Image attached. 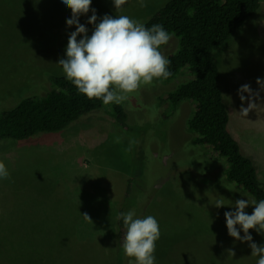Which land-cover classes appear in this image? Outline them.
Wrapping results in <instances>:
<instances>
[{"label": "rangeland", "instance_id": "374dc122", "mask_svg": "<svg viewBox=\"0 0 264 264\" xmlns=\"http://www.w3.org/2000/svg\"><path fill=\"white\" fill-rule=\"evenodd\" d=\"M169 1L145 0L140 7L137 0H125L120 14L145 24ZM91 7L99 18L116 15L111 0H92ZM70 17L71 10H65L59 0H0V111L48 90V74L64 76L56 63L65 58L69 33L75 30L66 25ZM87 19L81 17L80 23L90 34ZM176 40L162 51L166 57L177 52ZM215 56L230 115L229 132L243 154L256 162L264 182V92L251 99L257 106L243 116L237 95L244 84L258 92L256 80L264 78V0L239 37H231ZM186 80L185 75L170 83L157 80L130 94L122 102L128 132L105 106L85 114L65 131L17 144L7 152L1 149L0 163L9 177L0 180V221L10 217L13 223L8 233H0V247H51L60 263L112 264L101 247H114L116 210L128 195L129 210L141 217L153 215L159 222L156 264H231V258L237 257L232 250L239 247L241 264H254L248 244L228 235L224 212L233 209L212 205L218 197L229 205L239 198L221 187L206 195L210 175L203 172L213 165L197 153L214 157L209 148L192 143L196 136L187 123L194 109L185 102L173 113L163 103L168 92ZM225 167L219 161L216 171ZM243 195L240 199H253ZM246 212L251 214L252 206ZM69 230L82 232L81 240L91 241V246L73 249L71 244H58L57 238ZM250 233L258 246L264 244V236L255 230ZM50 255L38 264H45ZM2 259L7 260L0 254Z\"/></svg>", "mask_w": 264, "mask_h": 264}, {"label": "trees", "instance_id": "16d2710c", "mask_svg": "<svg viewBox=\"0 0 264 264\" xmlns=\"http://www.w3.org/2000/svg\"><path fill=\"white\" fill-rule=\"evenodd\" d=\"M260 8L261 0H170L145 23L147 27L162 24L172 34V39H177V52L167 57L170 60V75L162 80L166 83L175 82L177 78L185 75L187 82L168 92L163 103L171 106L173 113L185 102H189L194 109L187 123L188 131L196 136L192 143L197 147L209 148L214 157L207 159V155L197 153L213 165L203 172L210 175L206 185L210 191H206V195L221 187L239 199L243 194L257 201L264 199V182L259 178L256 162L243 154L240 143L229 132L230 115L221 85L222 74L215 56L216 51L231 37H239L240 31ZM46 79L48 90L43 89L42 94L27 97L15 107L0 111V150L7 152L17 144L32 143L43 135L65 131L85 114L105 106L111 108L116 124L123 131L130 130L128 114L122 103L103 105L100 100H88L79 95L64 76L48 74ZM10 142L14 144L11 145ZM219 161L226 164L220 173L216 171ZM128 198L127 195L116 210L117 232L114 247H101L105 248L106 252H101L109 256L108 262L112 264H127V258L118 254L119 250L122 251L118 243L125 231L119 217L122 212L129 211ZM12 223L10 217L6 221H0V233H8ZM82 236V232L72 233L69 230L57 240L58 244H71L73 249L91 246V242L84 243L81 240ZM114 242L106 243L111 245ZM50 248L40 247L39 250L37 247H0V254L7 259L0 260V264H32L34 261L38 264L50 254L51 258L44 260L45 264H65V261L60 263L54 257L55 252ZM239 249L240 247L232 250L237 253V257L231 258V264H241L244 260L239 256ZM73 254L77 258L79 255L86 257L83 253ZM11 256L17 261H9ZM253 263L255 264V260Z\"/></svg>", "mask_w": 264, "mask_h": 264}, {"label": "clouds", "instance_id": "9594fccd", "mask_svg": "<svg viewBox=\"0 0 264 264\" xmlns=\"http://www.w3.org/2000/svg\"><path fill=\"white\" fill-rule=\"evenodd\" d=\"M111 2L116 15L99 18L91 7L92 0H59L65 10H71L66 25L75 30L69 33L65 58L56 64L79 95L88 100H100L103 105H119L142 85L170 75V60L162 49L169 44L172 34L162 24L147 27L139 20L120 14L125 0ZM137 3L140 7L145 6V0H137ZM81 17H88L86 24L92 25L90 34L89 28L80 23ZM256 83L259 88L256 93L249 84L238 89L242 116L257 106L251 99L254 96L258 99L264 92V78H257ZM245 102L247 108L243 107ZM8 177L7 167L0 163V180ZM212 205L216 209L226 206L233 209L224 212L228 235L235 241L247 243L255 264H264V244L258 246L250 233L255 230L264 236V199H237L229 205L218 197ZM250 206L251 214L246 212ZM83 216L89 219L87 215ZM119 218L125 231L118 247L127 258V264H156V244L160 239L158 220L153 215L138 216L134 209L122 212Z\"/></svg>", "mask_w": 264, "mask_h": 264}, {"label": "crops", "instance_id": "0c3cea01", "mask_svg": "<svg viewBox=\"0 0 264 264\" xmlns=\"http://www.w3.org/2000/svg\"><path fill=\"white\" fill-rule=\"evenodd\" d=\"M89 242H91V241H89Z\"/></svg>", "mask_w": 264, "mask_h": 264}]
</instances>
